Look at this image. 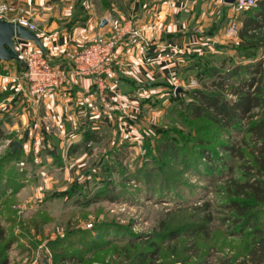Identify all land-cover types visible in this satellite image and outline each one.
<instances>
[{
	"label": "rangeland",
	"instance_id": "1",
	"mask_svg": "<svg viewBox=\"0 0 264 264\" xmlns=\"http://www.w3.org/2000/svg\"><path fill=\"white\" fill-rule=\"evenodd\" d=\"M130 6V0H74L68 25L93 20L98 27L104 18L120 19L114 9L128 12ZM251 13H239L240 21ZM218 15L216 25L207 32L209 38L219 28L229 35L226 11ZM237 30L235 38L214 37L223 43L213 46L210 54L205 52L208 49L192 47L176 48L175 55L164 49L167 56L172 54L166 59L178 55L187 64L194 60L196 64L183 67L175 80L159 81L158 91L142 98L145 101L134 113L133 134L129 129L116 128L115 133L97 129L99 134L90 133L99 137L97 141L77 151L69 147V164L55 154L57 144L46 147L40 162L25 161L28 184L33 186L22 200L25 207L17 199L0 203L1 217L12 220L5 226L11 247H18V255L8 256L9 264H41L44 257L50 264H225L228 259L241 260L253 234L249 230L239 234L227 220L225 183L229 168L235 177L242 175L243 161L225 151V146L244 144L239 133L223 131L212 121L194 119L187 112L190 92L211 81L210 66L227 70L234 64L264 59V40L258 48L251 43L264 38V29L254 39L241 36L242 24ZM201 51L205 53L197 58ZM203 150H208L212 161L202 155ZM18 172L11 169L14 180L20 179ZM111 188L116 201L105 199ZM95 196L102 200L91 203ZM203 202H209L210 208L205 209ZM254 213L256 226L264 232V206L256 207ZM21 235L26 242H19Z\"/></svg>",
	"mask_w": 264,
	"mask_h": 264
},
{
	"label": "crops",
	"instance_id": "2",
	"mask_svg": "<svg viewBox=\"0 0 264 264\" xmlns=\"http://www.w3.org/2000/svg\"><path fill=\"white\" fill-rule=\"evenodd\" d=\"M3 1L14 2L36 24L45 52L55 62L64 63L68 50L82 47L103 34L118 40L120 54L119 65L107 77L106 102L101 100L92 78L71 74L62 88L35 103L26 84L18 78L24 67L14 61L0 62V129L3 133L0 139V203L17 199L21 208L25 207L23 198L33 187L29 186V173L24 169L27 161L37 159L40 162L46 147L57 144L55 154L67 164L69 147L70 151H77L97 141L98 136L90 135L92 132L99 134L97 129L113 133L116 128L129 129L133 134L134 113L140 110L141 101H145L142 98L158 91L159 81L175 80L183 67L196 64L195 60L187 64V59L178 55L166 59L164 46L174 55L176 48L181 51L190 47L208 49L205 52L210 54L213 46L223 43L215 40L218 35L235 38L222 33L220 28L218 32L213 30L216 34L213 40L208 37L211 34L207 35L211 26L216 25L218 12L226 11V27L236 12L224 0H130L128 12L114 9L119 20L104 18L106 23L98 27L93 20L84 25H68L74 0H0ZM236 17L241 26L239 13ZM134 31L139 36L133 35ZM205 52H198L197 58ZM148 58L153 62H148ZM14 141L21 145L12 154ZM13 167L19 171L20 179L14 180L11 176ZM3 217L0 213L2 225L11 224L12 220L6 221ZM18 240L26 242L24 235ZM17 250L18 247L13 246L7 250V255L12 258Z\"/></svg>",
	"mask_w": 264,
	"mask_h": 264
},
{
	"label": "trees",
	"instance_id": "3",
	"mask_svg": "<svg viewBox=\"0 0 264 264\" xmlns=\"http://www.w3.org/2000/svg\"><path fill=\"white\" fill-rule=\"evenodd\" d=\"M252 12L243 20V37L254 39L256 33L264 28V0L244 12ZM264 38L251 41L255 47L263 44ZM264 59L248 64H234L227 70L210 66L211 81L203 84V88L193 89L189 96L187 112L194 119L205 118L215 123L221 130L237 132L244 146H225V151L237 156L242 175L235 177L233 168H229L225 192L228 194L225 207L230 210L227 220L239 231H251L253 239L241 260L228 259L225 264H264V232L256 226L254 209L264 206ZM200 64V63H199ZM22 67V66H21ZM205 85V86H204ZM229 94V95H228ZM227 95L229 97H227ZM3 133L0 129V139ZM16 153V150L12 154ZM11 153H9L10 155ZM202 155L213 160L208 150ZM116 192L105 196L109 201H116ZM102 199L95 196L91 203ZM205 209L210 208L209 202H203ZM211 215H207L210 221ZM13 244L8 232L0 223V264H9L7 250ZM70 257L69 260H73Z\"/></svg>",
	"mask_w": 264,
	"mask_h": 264
},
{
	"label": "built area",
	"instance_id": "4",
	"mask_svg": "<svg viewBox=\"0 0 264 264\" xmlns=\"http://www.w3.org/2000/svg\"><path fill=\"white\" fill-rule=\"evenodd\" d=\"M258 3L259 0H236L230 4L236 12L232 15L227 27L229 34L235 35L238 32L237 14L257 6ZM0 19L19 23L39 35L37 26L27 15L20 12L14 2H0ZM133 35L139 36L137 31H134ZM164 47V49L167 48V46ZM118 48V40L114 37L98 35L92 42L68 50L65 53L64 63H61L53 61L33 42L20 40L17 43V49L26 66L18 78L28 87L33 101L40 103L53 91L62 88L69 81L71 74L90 77L95 81L101 100L106 102L107 77L120 61ZM167 54H164L166 58L172 56ZM148 61L153 62L150 59Z\"/></svg>",
	"mask_w": 264,
	"mask_h": 264
},
{
	"label": "water",
	"instance_id": "5",
	"mask_svg": "<svg viewBox=\"0 0 264 264\" xmlns=\"http://www.w3.org/2000/svg\"><path fill=\"white\" fill-rule=\"evenodd\" d=\"M228 4H232L236 0H224ZM106 23L103 20L102 25ZM17 40L34 42L38 48L45 52L41 37L33 30L27 27L11 22L5 19H0V62L14 61L22 67L26 64L19 55L17 49ZM179 91V89H177ZM21 144L17 141L12 143L13 151H15ZM41 264H50L47 257H44Z\"/></svg>",
	"mask_w": 264,
	"mask_h": 264
}]
</instances>
